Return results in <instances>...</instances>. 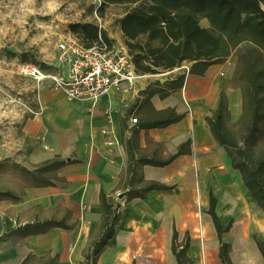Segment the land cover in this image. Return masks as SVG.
I'll return each mask as SVG.
<instances>
[{"label":"crops","instance_id":"obj_1","mask_svg":"<svg viewBox=\"0 0 264 264\" xmlns=\"http://www.w3.org/2000/svg\"><path fill=\"white\" fill-rule=\"evenodd\" d=\"M181 70L189 68L172 73ZM237 70L238 58L232 56L202 76L187 73L183 89L167 98L149 97L150 81L97 103L69 100L49 86L39 88L35 114L24 125L30 148L26 166L32 169L58 156L78 162L61 169L54 186L26 185L19 199H0V264H84L86 250L101 235L102 192L122 207L97 264H178L172 248L175 233L177 249L187 245L191 264H223L208 214L211 194L218 200L222 223L233 221L224 235L233 263L264 264L254 239L258 235L264 242V212L207 122L222 94L229 112L242 108ZM170 108L184 118L165 128H142L146 120L156 119V112ZM182 146L184 153L171 164L143 167L146 180L172 189L127 202L121 178L129 153L165 160ZM50 221L65 227L44 229Z\"/></svg>","mask_w":264,"mask_h":264},{"label":"trees","instance_id":"obj_2","mask_svg":"<svg viewBox=\"0 0 264 264\" xmlns=\"http://www.w3.org/2000/svg\"><path fill=\"white\" fill-rule=\"evenodd\" d=\"M76 1V0H69ZM97 13L103 17L107 8L121 7L123 15L118 19L125 47L133 58L139 76L170 74L165 82L156 81L145 91L149 97L159 94L161 98L183 89L187 73L204 75L214 64L226 62L230 57L238 58L235 76L236 88L242 92L243 115L248 113L251 124L244 144L239 145L227 125L229 109L225 94L221 95L218 109L207 122L212 134L222 145L235 170L239 171L246 187L264 212V148L259 154L250 153L255 141L264 142V0H100ZM96 7L91 5V13ZM205 19L209 27H203ZM72 37L86 47L92 46L101 35L113 42L107 33L91 22L70 24ZM28 55H22L24 64H34L48 73L57 68L44 63L28 62ZM189 71L173 74L184 66ZM243 116V117H244ZM242 117V118H243ZM184 118L175 109L156 112V119L146 120L142 128H165ZM138 120V119H137ZM252 140V144L250 141ZM264 146V144H263ZM183 147L168 159L139 155L130 152L129 164L121 182L126 201L146 199L155 190H170L172 187L146 180L144 166L164 167L183 154ZM78 162L75 159L56 157L32 169L21 167L29 176L30 186H54L60 181L58 172L64 167ZM0 199L17 200L11 191H0ZM218 200L211 194L208 214L212 217L220 241L219 257L223 264H234L231 245L224 241V235L233 226V221L224 225L216 208ZM101 235L93 241L85 252L84 264H97L98 258L112 239L120 220L121 203L102 192ZM44 229L65 227L62 222L50 221L42 225ZM254 239L264 258V242L254 235ZM177 234L173 238V253L178 264H191L187 257V245L177 249Z\"/></svg>","mask_w":264,"mask_h":264},{"label":"rangeland","instance_id":"obj_3","mask_svg":"<svg viewBox=\"0 0 264 264\" xmlns=\"http://www.w3.org/2000/svg\"><path fill=\"white\" fill-rule=\"evenodd\" d=\"M100 3V0H0V191L18 195L31 182L21 168H28L30 153L24 125L36 109L38 88L20 75L19 67L25 63L22 55H28V62L56 67L59 65L56 45L61 38L72 36L69 26L77 22L94 23L115 44L125 45L118 23L124 9L111 6L101 17L97 13ZM92 4L96 9L91 13ZM201 25L209 27L205 19ZM171 76L148 75L138 79L135 88H142L148 81L149 85L164 82ZM243 116L242 105L237 114L229 112L227 125L239 145L247 149L249 143L244 141L251 121L248 113ZM263 144L255 141L249 152L259 154Z\"/></svg>","mask_w":264,"mask_h":264},{"label":"built area","instance_id":"obj_4","mask_svg":"<svg viewBox=\"0 0 264 264\" xmlns=\"http://www.w3.org/2000/svg\"><path fill=\"white\" fill-rule=\"evenodd\" d=\"M59 65L48 73L34 64H22L20 75L37 88L49 86L69 100L89 99L97 103L113 92L134 89L140 79L132 56L125 45H118L101 35L90 47L76 38H61L56 45ZM32 114H35L32 111ZM134 124L137 119H132Z\"/></svg>","mask_w":264,"mask_h":264},{"label":"water","instance_id":"obj_5","mask_svg":"<svg viewBox=\"0 0 264 264\" xmlns=\"http://www.w3.org/2000/svg\"><path fill=\"white\" fill-rule=\"evenodd\" d=\"M119 198H123V195H120V197Z\"/></svg>","mask_w":264,"mask_h":264}]
</instances>
